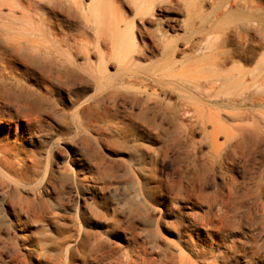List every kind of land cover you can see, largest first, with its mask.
<instances>
[{"label": "rangeland", "instance_id": "374dc122", "mask_svg": "<svg viewBox=\"0 0 264 264\" xmlns=\"http://www.w3.org/2000/svg\"><path fill=\"white\" fill-rule=\"evenodd\" d=\"M0 264H264V0H0Z\"/></svg>", "mask_w": 264, "mask_h": 264}, {"label": "bare ground", "instance_id": "6f19581e", "mask_svg": "<svg viewBox=\"0 0 264 264\" xmlns=\"http://www.w3.org/2000/svg\"><path fill=\"white\" fill-rule=\"evenodd\" d=\"M20 49H23L24 51H30V47H27V46H25V47H20ZM38 53V52H37ZM41 59H45L46 58V55H43V54H39L38 55ZM44 61V60H43ZM7 151V150H6Z\"/></svg>", "mask_w": 264, "mask_h": 264}]
</instances>
